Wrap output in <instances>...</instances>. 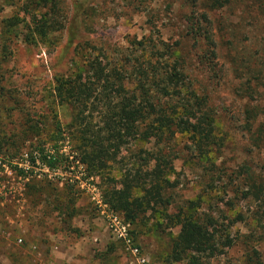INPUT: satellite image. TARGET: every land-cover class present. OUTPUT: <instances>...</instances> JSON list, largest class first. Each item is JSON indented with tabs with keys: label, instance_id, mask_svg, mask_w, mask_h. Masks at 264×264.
Here are the masks:
<instances>
[{
	"label": "rangeland",
	"instance_id": "1",
	"mask_svg": "<svg viewBox=\"0 0 264 264\" xmlns=\"http://www.w3.org/2000/svg\"><path fill=\"white\" fill-rule=\"evenodd\" d=\"M189 1L51 0L53 15H47L63 28L37 41L25 36V0H0V264H189V256L167 262L178 228L160 212L126 224L96 203L102 177L117 181L123 170L138 167L140 157L155 152L152 142L128 143L88 181L77 164L46 171L25 162L42 146L46 154L55 149L72 159V110L54 97L56 84L80 75L93 57L109 67L131 66L141 53L130 43L148 36L179 49L192 86L207 98L221 143L219 154L209 156L217 167L211 176L221 180L209 191L208 163L194 157L186 135L171 140L167 153L176 158L169 179L177 186L170 190L169 214L200 198L198 213L211 216L234 242L225 254L200 264H243L246 248L239 237L249 229L231 219L242 213L249 220L258 209L233 191L242 187L245 171L264 181V142L256 140L264 122V86L245 82L261 71L254 66L264 65V19L251 0H231L209 12ZM196 27L208 33L214 48L205 45L207 35L190 34ZM56 124L67 139H53ZM261 236L253 246L264 264Z\"/></svg>",
	"mask_w": 264,
	"mask_h": 264
},
{
	"label": "trees",
	"instance_id": "2",
	"mask_svg": "<svg viewBox=\"0 0 264 264\" xmlns=\"http://www.w3.org/2000/svg\"><path fill=\"white\" fill-rule=\"evenodd\" d=\"M195 1L197 6L209 12L226 7L231 0H190V6L194 7ZM251 1L264 19V5L259 4V0ZM24 4L22 12L27 23V38L42 41L48 32L63 28L56 27V22L48 17L53 15L51 0H25ZM41 10L45 13L41 14ZM190 34L199 39L208 33L196 27ZM154 42L148 36L130 43L136 52L141 53L133 57L131 66L122 63L116 68L109 67L98 57H93L84 65L80 75L59 81L53 88L54 97L72 110L68 127V137L75 143L72 159L55 149L52 154H46L42 146L36 149L37 157L29 156L26 162L30 167L37 166L46 171H55L61 166L68 171L71 164H77L84 168L83 180L88 181L106 171L115 162L120 148L128 143L136 140L152 142L155 152L140 157L138 167L123 170L117 181L102 177V204L112 213L119 214L126 224L134 223L146 212H160L171 227L178 228L170 242L167 262L178 263L189 256V264H200L225 254L234 242L211 216L198 213L200 198L187 202L184 210L169 214L173 203L170 190L177 185L169 179L172 160L176 157H169L167 147L176 135H186L194 157L208 163L206 171L210 173V179L206 189L213 191L221 179L212 178L217 167L209 156L219 154L221 143L207 98L199 95L192 86L183 67L184 59L177 53L179 49ZM204 43L214 48L208 35ZM245 68L250 70L247 66ZM262 68L264 65L254 66L253 69L261 71L245 82L252 81L263 87ZM55 131V141L67 139L58 124ZM257 133L256 140L259 141L260 137L264 142V122ZM18 174L22 173L19 171ZM244 176L242 187L233 191L234 197L256 204L258 210L249 220L242 213H236L231 223L249 229L246 235L239 237L246 248L243 264H261L253 243L262 241L261 235H264V181H256L246 171ZM226 205L230 206L231 202Z\"/></svg>",
	"mask_w": 264,
	"mask_h": 264
},
{
	"label": "built area",
	"instance_id": "3",
	"mask_svg": "<svg viewBox=\"0 0 264 264\" xmlns=\"http://www.w3.org/2000/svg\"><path fill=\"white\" fill-rule=\"evenodd\" d=\"M32 157H37V155H33ZM27 161V160H26ZM25 161V162H26ZM27 163V162H26ZM45 170V169H44ZM95 196H96V203L98 204L99 207H105L106 208V211L112 213L111 211H109L107 209V207L105 205L102 204V201H101V197H100V193H98L97 191H95ZM135 252V251H134Z\"/></svg>",
	"mask_w": 264,
	"mask_h": 264
}]
</instances>
